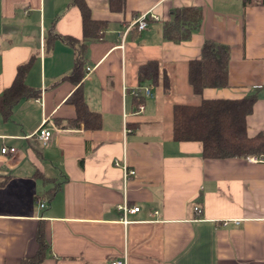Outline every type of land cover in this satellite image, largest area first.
<instances>
[{
	"label": "crops",
	"instance_id": "0c3cea01",
	"mask_svg": "<svg viewBox=\"0 0 264 264\" xmlns=\"http://www.w3.org/2000/svg\"><path fill=\"white\" fill-rule=\"evenodd\" d=\"M87 3L94 19L108 22L89 45L81 83L101 114L97 130L72 122L69 97L80 84L67 75L76 53L54 37L83 38L80 8L72 0H0V95L29 61L26 83L39 91L9 118L0 114V264L39 251V264H264V159H205L202 142L172 137L173 105L201 100L187 68L208 39L231 50L230 85L203 97L256 96L248 133L264 130V2L126 0L121 12L109 0ZM180 7L201 8L203 20L188 40L173 42L163 24ZM146 11L159 19L122 43L119 32ZM151 59L168 74V91L140 81L139 66ZM142 85L152 96L137 111L131 90ZM44 120L53 132L46 144L37 133ZM5 146L16 151L3 153ZM124 204L140 209L124 213Z\"/></svg>",
	"mask_w": 264,
	"mask_h": 264
},
{
	"label": "trees",
	"instance_id": "16d2710c",
	"mask_svg": "<svg viewBox=\"0 0 264 264\" xmlns=\"http://www.w3.org/2000/svg\"><path fill=\"white\" fill-rule=\"evenodd\" d=\"M126 0H109L110 8L121 12L125 9ZM244 5L261 3L264 0H242ZM72 4L80 8L83 21V38L71 35L55 34L70 46L76 53L75 64L70 75H67L79 87L69 97V102L76 106V117L73 123L83 122L85 128L97 130L102 126L101 114L93 111L85 101L81 83L85 76V63L89 45L102 37L107 29L106 20H96L92 17L87 0H72ZM203 20V10L197 7H180L172 11V17L163 24L165 39L173 42L188 40L194 30L198 29ZM231 50L229 46L206 40L202 46L201 55L189 60L187 68L188 82L193 92L201 97L195 103L178 102L172 108V137L176 141H200L203 145L202 155L205 159H226L256 155L264 159V130L255 135L248 133L247 120L252 114L256 96L249 95L240 98H204L203 92L209 87L224 88L230 85L229 62ZM30 61L18 66L12 85L0 95V114L9 118L14 106L23 98L37 97L39 91L26 83V73ZM142 83L161 86L168 91L171 81L168 74L162 70L157 59L142 63L138 70ZM138 103L144 102L142 96L136 98ZM137 103V104H138ZM40 245L47 246L44 233L39 231ZM44 254L39 253L25 258L22 264H39Z\"/></svg>",
	"mask_w": 264,
	"mask_h": 264
},
{
	"label": "built area",
	"instance_id": "2783aa9c",
	"mask_svg": "<svg viewBox=\"0 0 264 264\" xmlns=\"http://www.w3.org/2000/svg\"><path fill=\"white\" fill-rule=\"evenodd\" d=\"M149 19H155L158 20L159 17L155 14H153L151 11H146L138 15L133 21H131L128 25H126L123 30L119 32V35L121 37L122 43L125 41L127 34L130 33L133 29H137L138 31H142L148 27L149 24ZM123 45V44H122ZM89 71L91 70L90 67L87 68ZM263 75H264V63H263ZM131 94L136 97H149L152 96V88L150 85H142L139 87H135L131 90ZM145 109V104L144 102H139L137 105V111H142ZM46 120H44V123L41 125V127L38 129V137L41 139V141L46 144L50 138L53 135L52 130L48 129L45 127ZM16 148L15 147H3L2 152L3 153H9V152H15ZM249 160H254V161H262V158H259L257 156L250 155L248 156ZM129 173L134 174V170L129 171L126 169L125 176H128ZM42 207L44 206V203L41 204ZM120 208L124 210V213L127 211L130 212H136L140 209L139 206H134V207H129L127 204L120 205ZM195 212L199 215L202 213V207L200 205H195L194 207ZM124 222L127 223V219L124 217ZM237 223L239 222L238 220L236 221ZM229 223V220H224L223 224L226 225ZM111 264H127L126 258L122 259H115L111 262Z\"/></svg>",
	"mask_w": 264,
	"mask_h": 264
},
{
	"label": "rangeland",
	"instance_id": "374dc122",
	"mask_svg": "<svg viewBox=\"0 0 264 264\" xmlns=\"http://www.w3.org/2000/svg\"><path fill=\"white\" fill-rule=\"evenodd\" d=\"M175 84H176V81H175ZM177 87V86H176ZM199 97V96H198ZM185 99H183V100H185V102H191L189 99H186V97H184Z\"/></svg>",
	"mask_w": 264,
	"mask_h": 264
}]
</instances>
